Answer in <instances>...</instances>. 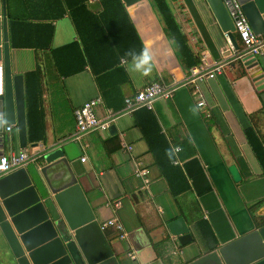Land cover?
I'll return each instance as SVG.
<instances>
[{"label": "crops", "instance_id": "obj_1", "mask_svg": "<svg viewBox=\"0 0 264 264\" xmlns=\"http://www.w3.org/2000/svg\"><path fill=\"white\" fill-rule=\"evenodd\" d=\"M167 3L198 61L193 67L198 74L208 70L212 73L243 49L237 36L236 47L230 43L205 0ZM87 8L93 13L101 11L98 0H89ZM124 8L151 59L138 68L135 65L141 54L121 59L123 73L106 75H97L86 65L74 74L47 79L43 64L49 49L11 46L7 20L13 72L22 78L37 66L42 72L45 137L36 146L27 140L25 149L36 154L46 144H62L96 219L100 223L116 219L123 227L125 238H119L112 228L103 231L119 264H185L207 252L198 221L206 224L216 246H220L253 230L252 206L255 216H264V170L228 105L218 76L222 74L229 83L263 148L264 86H256L247 68L244 74L228 64L220 66V73L213 78L207 77L208 73L185 83L190 71L180 63L148 0L130 10ZM131 12L140 17L138 24ZM27 22L38 23L33 19ZM50 24V49L78 42L67 14ZM260 49L257 59L264 65L263 43ZM153 81L180 85L172 91L171 98L154 99L152 109L140 107L125 112V98ZM94 98L100 99L95 106L96 117L101 122L112 120L108 125L113 128L89 130L71 140L77 134L73 110ZM200 101L205 105L198 106ZM8 127L9 131L4 128V154H18L23 148L18 145L16 126ZM115 142L119 148L108 150ZM127 146L131 147L129 151ZM174 147L180 150L175 153ZM82 156L84 162L80 161ZM138 164L146 170L144 176L135 175ZM231 165L237 167L239 181L232 179L228 171ZM32 166L28 164L26 168ZM258 210L263 211L257 214ZM178 218L192 236L184 244H178L167 227ZM128 253L134 258H129Z\"/></svg>", "mask_w": 264, "mask_h": 264}, {"label": "water", "instance_id": "obj_2", "mask_svg": "<svg viewBox=\"0 0 264 264\" xmlns=\"http://www.w3.org/2000/svg\"><path fill=\"white\" fill-rule=\"evenodd\" d=\"M121 1L130 10L143 0ZM205 1L221 31L236 47L234 26L222 1ZM238 2L252 32L263 34L264 0ZM131 17L136 24L139 23V16L131 12ZM0 62L4 77V91L0 96L2 155L7 147L3 138L5 127L15 125L19 147L24 149L27 145L23 78L12 70L6 0H0ZM227 64L244 74L247 68L256 86H264V65L248 50H241L220 65ZM194 79L195 76L189 77L184 82ZM162 83L171 88L180 85ZM110 128L113 126L107 129ZM76 137L72 136L71 140ZM61 145L46 144L23 166L0 174V250H4V260L8 264H119ZM28 164L33 166L26 168ZM228 171L234 181L240 180L235 165L229 166ZM262 211L258 210L257 214ZM167 227L178 244L192 240L182 219H176ZM185 264H264V224Z\"/></svg>", "mask_w": 264, "mask_h": 264}, {"label": "trees", "instance_id": "obj_3", "mask_svg": "<svg viewBox=\"0 0 264 264\" xmlns=\"http://www.w3.org/2000/svg\"><path fill=\"white\" fill-rule=\"evenodd\" d=\"M88 1L6 0L11 46L37 50L49 49L43 64L47 79L52 75L58 78L74 74L86 65L97 75L123 73L119 61L130 60L141 54L143 45L140 38L121 0H98L101 6L99 13L88 10ZM148 2L158 17L165 36L172 42L182 66L187 71L197 66L198 61L192 56L185 37L179 31L167 0H148ZM65 14L74 24L78 42L74 41L50 49L49 42L53 34L50 23ZM30 19L38 23L27 22ZM102 59L104 62L101 64ZM218 80L248 145L264 170V148L249 122V117L241 109L225 77L220 74ZM41 81L42 72L39 66L26 72L23 77L26 137L29 143L43 141L45 137L44 115L41 109ZM118 148L119 145L115 142L108 150L115 151ZM253 208L252 206L250 211L254 225L264 224V216H255ZM198 229L203 242L208 245L206 251L214 250L216 247L214 238L201 220L198 221Z\"/></svg>", "mask_w": 264, "mask_h": 264}, {"label": "built area", "instance_id": "obj_4", "mask_svg": "<svg viewBox=\"0 0 264 264\" xmlns=\"http://www.w3.org/2000/svg\"><path fill=\"white\" fill-rule=\"evenodd\" d=\"M223 6L225 7L230 19L232 20L234 26V32L242 45V50H248L249 54L253 57H257L261 54L260 46L262 43L264 44V33L263 34H255L252 32L250 25L244 15L241 4L238 0H221ZM222 66V65H220ZM220 66L215 67L213 72L210 71L204 73L208 74L207 77L213 78L216 74L220 73ZM190 77H194L195 79H200V77L204 74L197 72L195 68H191ZM202 74V75H200ZM176 88H171L170 86H165L162 82L153 81L142 89L138 90L134 95L125 98L124 100V109L126 111H130L135 108H145L152 109V102L157 97L163 99L171 98L172 91ZM4 91V77H3V66L0 62V96L3 95ZM100 102L99 98L90 99L84 102L81 106L75 108L73 110V118L75 123V130L77 132V136L75 139L79 138L81 134L89 131V130H105L108 128V122H101L95 114V106ZM198 106H204V101H200L197 104ZM9 131V127L6 128ZM131 149L130 146L126 147V151ZM174 152L177 153L180 149L179 147H174ZM34 154H30L27 149H22L18 154L9 153L8 155L2 154L0 155V174H5L15 169L17 167L23 166L24 162L28 161ZM80 161H85V156L80 158ZM174 163L177 164L178 161L175 159ZM146 174V170L139 168V164L135 169L136 176H144ZM112 228L116 232L119 233V238H125L126 234L123 232V227L116 219H110L106 222L100 223V229L102 231ZM129 258H134L133 254H127Z\"/></svg>", "mask_w": 264, "mask_h": 264}, {"label": "clouds", "instance_id": "obj_5", "mask_svg": "<svg viewBox=\"0 0 264 264\" xmlns=\"http://www.w3.org/2000/svg\"><path fill=\"white\" fill-rule=\"evenodd\" d=\"M151 59V57L148 55V50L147 48H143L141 55L137 58L136 61V67L138 68L140 65L145 64ZM148 69H145V72H147Z\"/></svg>", "mask_w": 264, "mask_h": 264}, {"label": "rangeland", "instance_id": "obj_6", "mask_svg": "<svg viewBox=\"0 0 264 264\" xmlns=\"http://www.w3.org/2000/svg\"><path fill=\"white\" fill-rule=\"evenodd\" d=\"M4 255H5V254H4V250H2V251L0 252V259H1V260H2V259L4 260ZM5 258H6V255H5ZM0 264H2L1 261H0ZM5 264H8V263H5Z\"/></svg>", "mask_w": 264, "mask_h": 264}]
</instances>
